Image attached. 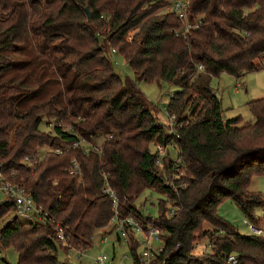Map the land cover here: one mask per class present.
I'll use <instances>...</instances> for the list:
<instances>
[{
	"label": "trees",
	"instance_id": "16d2710c",
	"mask_svg": "<svg viewBox=\"0 0 264 264\" xmlns=\"http://www.w3.org/2000/svg\"><path fill=\"white\" fill-rule=\"evenodd\" d=\"M189 1L191 22L201 25L185 34L177 15L159 14L166 0H0V164L50 217L46 225L14 218L0 230L1 248L15 250L18 264H69L59 248L86 253L114 218L105 182L122 217L166 232L157 264H229L232 256L264 264V196L249 191L264 177V98L247 104L255 120L243 124L224 117L211 87L223 74L240 80L264 70V0ZM112 52L134 79L116 73ZM157 81L179 88L166 107L175 134L137 85ZM45 117L52 132L41 130ZM80 139L102 151L73 148ZM158 146L175 147L180 180L169 152L158 164ZM74 163L80 175L70 173ZM148 190L164 196L157 217L136 206ZM226 201L262 234H242L220 217ZM13 213L0 199V223ZM128 244L137 258L139 244Z\"/></svg>",
	"mask_w": 264,
	"mask_h": 264
},
{
	"label": "rangeland",
	"instance_id": "374dc122",
	"mask_svg": "<svg viewBox=\"0 0 264 264\" xmlns=\"http://www.w3.org/2000/svg\"><path fill=\"white\" fill-rule=\"evenodd\" d=\"M168 1V0H166ZM169 13L167 9L160 11L159 14L164 15ZM133 34L130 35L132 37ZM110 60L113 62L115 71L121 76L123 80L134 79V74L129 68L125 59L118 53H110ZM264 64V61H263ZM24 73L18 75L19 80L24 78ZM20 80V81H21ZM139 89L143 92L146 99L151 106H154V115L160 124L168 127L169 116L167 114L166 107L169 104L170 97L179 91V88L169 85L164 82H137ZM211 87L216 91L218 97L222 101L224 117L226 119H232L237 116H241L243 119V124L253 123L254 117L248 108L247 104L251 101L264 98V70L258 73H252L246 75L244 78L237 80L235 77L223 74L220 78L214 79L211 83ZM47 122H52L51 119L45 117L44 124L41 130L45 132H52V126L48 125ZM52 124V123H51ZM20 124L17 123V127ZM10 136V143H14V133L15 129ZM152 152H155V148L151 147ZM48 152V148L43 149L40 152L41 157H43ZM170 157L172 159H177V151L174 146L168 148ZM249 191L251 193L262 194L264 196V177L254 178L250 186ZM160 198H164L163 195L156 193L154 191H146L137 201L136 206L141 209L144 214L150 217H157L158 210L155 207ZM259 212L263 213L264 210ZM220 217L224 218L228 222L232 223L234 227L238 228L242 234H250L251 231L247 224H245L246 218L237 207L231 201L224 202L218 210ZM16 215L14 213L6 217L3 222L0 223V230L4 228L8 223H10ZM21 223L25 221L19 219ZM114 230L113 222L109 224L108 227L98 230L95 232L92 246L80 259H76L77 255L68 254L66 249H60L58 251V257L61 262H67L69 264H94V260L100 256L104 255L108 261H112L114 264H131L132 263V253L128 244V240L121 236V240H118ZM140 240L141 236H137ZM155 249L163 248L162 241H153L152 243ZM145 249L144 245L139 243L138 252ZM0 264H18V254L15 250H4L0 246Z\"/></svg>",
	"mask_w": 264,
	"mask_h": 264
},
{
	"label": "built area",
	"instance_id": "2783aa9c",
	"mask_svg": "<svg viewBox=\"0 0 264 264\" xmlns=\"http://www.w3.org/2000/svg\"><path fill=\"white\" fill-rule=\"evenodd\" d=\"M169 6L167 10L169 13L175 14L178 18L183 22L185 34L189 33L193 29L200 28V22L192 23L190 20V1L189 0H168ZM202 68L200 67V70ZM167 112V111H166ZM168 129L172 133H176L177 128V120L176 117L168 118ZM181 127V126H180ZM66 132L74 133L75 130L73 128L68 127L64 128ZM73 148H81L84 150V154L89 155L92 153H98L102 151L101 145L98 147L90 146L88 142L83 139L77 141L73 144ZM68 149L71 146L67 147ZM65 150V151H68ZM167 148L163 146L157 147L158 154V164L160 166L163 165V160L167 155ZM63 152L57 150V154H61ZM177 172H181L180 176H175V180H180V177L184 175L181 169L183 166L179 160H176L174 164ZM180 167V168H178ZM71 174L80 175L79 165L74 163V167ZM14 177V174H12ZM104 193L110 199L112 203V210L114 213V218L112 220L114 224L113 232L116 233L118 238L121 236L129 240L131 237L136 240V242L145 246V249L141 252H138L137 258L132 259L131 264H157L158 257L163 251V248L155 249L152 245L153 241H162V236L166 235V232L160 231L157 228H148L147 230L138 222L137 218L133 215H128L126 217H122L121 215V200L111 185L108 182H105ZM0 199L1 203H8L13 205V212L16 215L17 219H23L26 223L30 224H43L46 225L50 222L49 213L45 211L42 207H39L36 202L33 200L32 196L28 193V191L21 185L16 184L10 178L6 177L3 172V166L0 164ZM174 212L171 211L170 215ZM145 217L148 215L145 214ZM111 222V223H112ZM250 230L256 234H262L260 230H257L250 226ZM58 239L64 243L65 246H69L67 240L65 238V232L63 228H59L57 231ZM137 236H141V239L138 240ZM163 243V241H162ZM68 254L77 255L76 259H80L84 254L79 253L76 249L70 247L68 249ZM1 256V254H0ZM94 264H114L112 261H108V259L104 255L98 256L94 260ZM229 264H238V258L236 256H232L229 258Z\"/></svg>",
	"mask_w": 264,
	"mask_h": 264
},
{
	"label": "water",
	"instance_id": "95a60500",
	"mask_svg": "<svg viewBox=\"0 0 264 264\" xmlns=\"http://www.w3.org/2000/svg\"><path fill=\"white\" fill-rule=\"evenodd\" d=\"M87 13H88L89 19H92L93 18L92 13L88 9H87Z\"/></svg>",
	"mask_w": 264,
	"mask_h": 264
}]
</instances>
